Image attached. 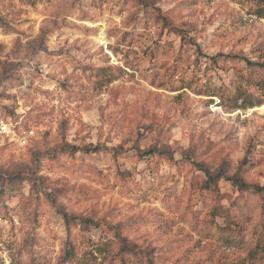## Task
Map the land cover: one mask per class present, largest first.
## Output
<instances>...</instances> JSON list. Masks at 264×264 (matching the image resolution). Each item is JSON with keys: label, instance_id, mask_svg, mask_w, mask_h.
Segmentation results:
<instances>
[{"label": "rangeland", "instance_id": "374dc122", "mask_svg": "<svg viewBox=\"0 0 264 264\" xmlns=\"http://www.w3.org/2000/svg\"><path fill=\"white\" fill-rule=\"evenodd\" d=\"M256 186L264 0H0V264H264Z\"/></svg>", "mask_w": 264, "mask_h": 264}, {"label": "trees", "instance_id": "16d2710c", "mask_svg": "<svg viewBox=\"0 0 264 264\" xmlns=\"http://www.w3.org/2000/svg\"><path fill=\"white\" fill-rule=\"evenodd\" d=\"M234 181L238 184L239 188H242V189L248 188L247 184L244 183L242 180L239 179V180H234ZM254 191L258 192V193H261V192L264 191V186H256L254 188ZM228 211H229V208L220 207L219 210H218V213L225 214ZM67 223H70L69 219H68ZM72 236H73V232H72L71 226H70L69 231H68V240H70V242H71ZM124 253L127 254V256L126 257H122L121 264H145L143 262L142 256L138 252L133 251V248L124 247ZM66 254L68 256H70V257H72L75 254L73 252V246L69 247L66 250ZM146 264H150V263L147 261Z\"/></svg>", "mask_w": 264, "mask_h": 264}, {"label": "built area", "instance_id": "2783aa9c", "mask_svg": "<svg viewBox=\"0 0 264 264\" xmlns=\"http://www.w3.org/2000/svg\"><path fill=\"white\" fill-rule=\"evenodd\" d=\"M6 126L4 123H2L3 130H6Z\"/></svg>", "mask_w": 264, "mask_h": 264}]
</instances>
